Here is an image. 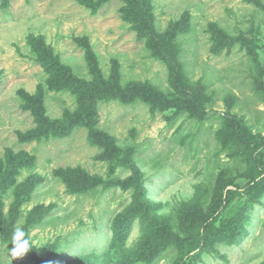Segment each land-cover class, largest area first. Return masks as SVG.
Segmentation results:
<instances>
[{
	"label": "rangeland",
	"instance_id": "obj_1",
	"mask_svg": "<svg viewBox=\"0 0 264 264\" xmlns=\"http://www.w3.org/2000/svg\"><path fill=\"white\" fill-rule=\"evenodd\" d=\"M134 1L174 35L170 59L123 19L129 0H0V205L40 257H9L0 231V264H264V0ZM118 72L121 90H157L153 106L96 103L119 161L134 152L149 205L136 211L133 189L106 185L133 173L84 126L46 136L79 110L77 82L102 90ZM189 87L205 98L193 110ZM203 225L224 232L205 242Z\"/></svg>",
	"mask_w": 264,
	"mask_h": 264
},
{
	"label": "trees",
	"instance_id": "obj_2",
	"mask_svg": "<svg viewBox=\"0 0 264 264\" xmlns=\"http://www.w3.org/2000/svg\"><path fill=\"white\" fill-rule=\"evenodd\" d=\"M81 1L84 4L88 5L89 7H91L92 9L96 10L100 8V6L108 0H103L99 2L98 1L95 2L94 0H81ZM136 2L137 1L129 0L130 7L122 11L123 19L125 21L131 22L133 25V28L139 34L143 33V36L148 37V40H153L155 41L156 45L157 44L161 45V47L165 49L164 59L166 60L167 58H169L167 55L170 52V50H173V48L175 47L171 43L173 41L172 38H174V35H166L164 39H159V37L155 35V33H153L154 29H150L149 27L150 25H143L138 19L137 16H139L140 18H145L146 14L149 12L147 11L146 13L145 11H143L145 9L144 7H137ZM185 23H186V20L182 21L181 23L176 24L175 27H172L169 30V33L174 34L175 29H177L178 32H182L185 29ZM44 60L46 63L51 64V61L47 56L45 57ZM170 66L171 65L169 64V67ZM170 70L173 72V78L175 79L174 86H177L180 83H184L185 85H187L186 83L187 79L185 78L183 74L181 63L175 64L174 67L171 66ZM115 76H116V79H113L112 82L111 80L107 82L108 88L102 89V90H96V87H91L90 90H87L88 88L84 86V82H77L75 84V87L78 89L83 88L84 90V92L83 90H77V93H79V103H78L79 110L76 111L75 115H73L72 118L67 119L65 123L63 124L60 123V125L58 126L56 125V127L51 126V128H47L46 136L51 134L52 136L55 135L59 137H65L69 135L73 129L79 126H84L85 129L88 131V141L90 142V144L93 146L99 147L103 151L100 154L101 156L99 157H111V156H115V153H116V159H115L116 162H111V163H115V164L118 163L121 167L133 173V175L124 183L123 182L117 183V181H111L106 185L107 187H111L116 184H120L122 186H125L128 189H133L134 192L136 193L135 194L136 196L135 204L137 206H134L135 211H136L137 209H142L144 207H148L149 205L147 202L142 201L143 200L142 198L145 195L144 186L142 184V179H141L142 175L138 171L137 165L135 164L134 159H133L134 152L129 153L126 156V159L124 161H119V158L121 155L120 149L122 147L118 144V141L114 136H112L111 134L107 132L100 130V128L97 127L98 115L96 112V103L98 102V100L107 99V101L120 100L121 102H124L129 105L135 104L137 102H143V103H149L153 106V103L151 101L156 97L155 92L157 90L156 88H152L151 85L148 83L146 87L142 86V84H139L140 86L139 89L138 87H135V90L133 89L134 91L132 90L124 91V90H121L118 84V81L120 80L119 72L116 73ZM189 89H190L189 92L191 94H189L188 105H190L191 110H193L192 106L193 105L195 106L197 103L199 104L200 102H204L205 98L204 96H198L197 91L193 87H189ZM160 96H163V95L162 93L159 92L158 97L160 98ZM163 101H165V99H163ZM39 103L40 105H42L41 102ZM178 106L182 107L181 103H179ZM155 108H158V107H155ZM43 111H44V108H43ZM38 113H39L40 118L44 115V112H38ZM29 140L31 139L28 138V141ZM255 180L257 179L254 178L252 181H254L256 188H261L264 184V178H262L259 181H255ZM7 187L8 186L6 185L4 189H6ZM4 189H1V192L3 194L6 192V190ZM231 192L232 191L230 190V193ZM222 203H223V198L221 196L217 202V207L219 208L222 205ZM3 212L4 210L2 206L0 205V231L2 232V235L4 236L5 243L10 244L11 243V238H9L10 228L12 227L11 233L13 234L14 232L13 225H15L16 221L12 223V226L8 225L9 223L5 220L6 217H4ZM154 226L157 229L159 228L156 224H154ZM207 227L208 225L205 227L203 225V229L205 233L203 232L202 235L205 234L203 236V238L205 239V242H208V239H209V243H210L211 238L213 239V237L220 238L221 237L220 235L224 232L222 229H220V231L218 229H215V231L211 233V231L210 232L206 231L208 230ZM31 250H33L36 253V256H35L36 258H40L39 255L37 254L36 249H34L33 247H30V251ZM46 253L48 255L49 252L47 251ZM192 262H193V259L191 258V256L188 255L185 257L184 260H182L181 263L179 262V264H192ZM41 264H49L48 257H45V259H43Z\"/></svg>",
	"mask_w": 264,
	"mask_h": 264
},
{
	"label": "clouds",
	"instance_id": "obj_3",
	"mask_svg": "<svg viewBox=\"0 0 264 264\" xmlns=\"http://www.w3.org/2000/svg\"><path fill=\"white\" fill-rule=\"evenodd\" d=\"M31 239L28 234L21 228H16L11 237V243L14 247L9 250V257L16 259L21 258L30 251Z\"/></svg>",
	"mask_w": 264,
	"mask_h": 264
}]
</instances>
